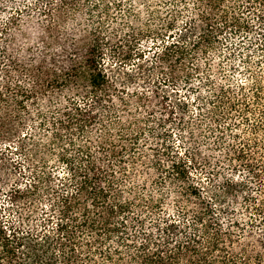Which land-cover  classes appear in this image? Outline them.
<instances>
[{
	"label": "trees",
	"instance_id": "obj_1",
	"mask_svg": "<svg viewBox=\"0 0 264 264\" xmlns=\"http://www.w3.org/2000/svg\"><path fill=\"white\" fill-rule=\"evenodd\" d=\"M0 12V264H264V0Z\"/></svg>",
	"mask_w": 264,
	"mask_h": 264
},
{
	"label": "rangeland",
	"instance_id": "obj_2",
	"mask_svg": "<svg viewBox=\"0 0 264 264\" xmlns=\"http://www.w3.org/2000/svg\"><path fill=\"white\" fill-rule=\"evenodd\" d=\"M18 0H15V2H17ZM17 5V4H16ZM7 10V9H6ZM11 11V10H10ZM7 15H8V13L7 12H0V28H1V26H2V24H3V21H5V19H6V17H7ZM2 39H3V36H2ZM2 39H0V41H2ZM144 45H145V43H144ZM141 59L139 60V59H137V58H135L134 60H131V62H127L126 63V66H125V68H124V70L126 69V68H128V69H130V71L131 72H133L134 73V76L136 77V78H139V77H141L142 75H141V73H140V71L141 70H143L144 72H143V74L144 75H148V70H147V67H145L146 65L144 64L143 65V67H142V69H139L137 66H139V64H141ZM147 70V71H146ZM119 76H123V74H119ZM179 95H184V91L183 90H180L179 91ZM2 145L3 144H1L0 145V147H2ZM16 156V154H14V153H8V155H6L5 157H7V159L9 160V158L8 157H10L11 159L12 158H14ZM4 160V158L3 159H0V164L2 163V161ZM226 164H224V166H225ZM2 166H6V164H2ZM8 169V168H7ZM228 169V166H225V168L223 169L224 170V172L225 171H227L228 173H229V171H230V169L229 170H227ZM3 170V169H2ZM12 171H13V169H12ZM12 171H10L9 173H15L16 175L17 174H19L20 173V171L18 170V169H16V171L14 170L13 172ZM242 173L240 172V174L239 175H241ZM4 175V174H3ZM11 180H5V182L6 183H9ZM263 197H264V195H263ZM0 201H2V198H0ZM4 213H7L6 211L4 212Z\"/></svg>",
	"mask_w": 264,
	"mask_h": 264
}]
</instances>
